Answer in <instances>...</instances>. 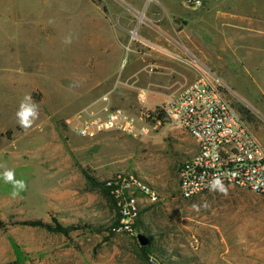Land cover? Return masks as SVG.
Returning <instances> with one entry per match:
<instances>
[{
  "label": "rangeland",
  "instance_id": "1",
  "mask_svg": "<svg viewBox=\"0 0 264 264\" xmlns=\"http://www.w3.org/2000/svg\"><path fill=\"white\" fill-rule=\"evenodd\" d=\"M253 1L237 18L222 14L229 0L198 10L183 0H11L0 17V264H264V196L223 185L182 199L177 168L195 142L157 117L207 70L264 147V0ZM28 95L39 118L24 129L16 112ZM107 108L145 132L80 137L67 125ZM6 170L26 184L15 198ZM118 172L159 193L141 201L136 237L112 231L111 198L85 178ZM53 219L77 229L21 224Z\"/></svg>",
  "mask_w": 264,
  "mask_h": 264
},
{
  "label": "built area",
  "instance_id": "2",
  "mask_svg": "<svg viewBox=\"0 0 264 264\" xmlns=\"http://www.w3.org/2000/svg\"><path fill=\"white\" fill-rule=\"evenodd\" d=\"M183 3L188 9H198L202 0H183ZM223 90L224 86L210 71L201 70L195 80L158 109L195 142L193 154L177 168V189L182 199H191L221 185L264 196V147ZM66 122L80 137L103 132L134 137L145 132L136 118L118 108L88 112ZM217 180L220 185L214 186ZM103 185L117 212L112 231L136 237L141 201L157 202L158 190L133 172L115 173L103 181Z\"/></svg>",
  "mask_w": 264,
  "mask_h": 264
},
{
  "label": "clouds",
  "instance_id": "3",
  "mask_svg": "<svg viewBox=\"0 0 264 264\" xmlns=\"http://www.w3.org/2000/svg\"><path fill=\"white\" fill-rule=\"evenodd\" d=\"M16 117L19 125L24 129L32 127L34 121L39 118V107L35 102H33L32 97L30 95L25 96L24 99L21 101L19 109L16 112ZM3 178L6 183H12L13 198L18 196L21 191L26 189L25 182L23 180L16 179L15 173L12 170H6L3 173ZM217 185H220L219 180L215 181L214 183V186ZM220 191H226V189H224L221 185Z\"/></svg>",
  "mask_w": 264,
  "mask_h": 264
},
{
  "label": "crops",
  "instance_id": "4",
  "mask_svg": "<svg viewBox=\"0 0 264 264\" xmlns=\"http://www.w3.org/2000/svg\"><path fill=\"white\" fill-rule=\"evenodd\" d=\"M205 1H207V2H213L214 0H205ZM215 1H217V0H215ZM10 2H11V0H0V17H2V15L5 12H8L9 11V9H10ZM115 2H122L124 4L127 3L128 5H132V4H135L137 2V0H115ZM138 2H141V1H138ZM203 2H204V0H202V3ZM229 3H230V5L232 4V6H231L232 11H228V10L227 11H222V14H226V15L228 14L229 16L232 15V16L237 17V18H247L246 15H244V14H242L240 12V10H241V4H243V3H246V4L247 3H255V1L252 2V0H246V2H244V0H229ZM137 4H139V3H137ZM139 5H137V8L135 10L138 9ZM169 10L170 11H173L170 8H169ZM186 10L188 11V9H185V11ZM173 12H175V11H173ZM217 13H218V11H217ZM175 33L178 35V37H184L185 38L186 35H187V32H186V28L185 27L182 28V29H180V30H178ZM165 45H166L165 49H174L176 47V43L174 41H171V39H169L168 42H166Z\"/></svg>",
  "mask_w": 264,
  "mask_h": 264
},
{
  "label": "trees",
  "instance_id": "5",
  "mask_svg": "<svg viewBox=\"0 0 264 264\" xmlns=\"http://www.w3.org/2000/svg\"><path fill=\"white\" fill-rule=\"evenodd\" d=\"M239 111H242L241 109H239ZM159 116H157L158 118L161 117V115H163V112H159ZM85 178L88 182H90L92 185L99 187L102 192H104L105 194H107L111 200L112 203L114 205L113 199L109 193V191L104 187L103 182L102 183H96L91 177L85 175ZM117 217V216H116ZM116 221V218H115ZM115 221L113 222V225L115 223ZM21 224L23 225H28V226H39V227H44L45 229H47L50 232L53 233H59V234H63V235H67L68 233L74 231L77 229L76 226H72V225H62L60 223H58L55 219L52 220V224H42L39 221H25L22 222ZM144 253H147V250L144 248Z\"/></svg>",
  "mask_w": 264,
  "mask_h": 264
}]
</instances>
